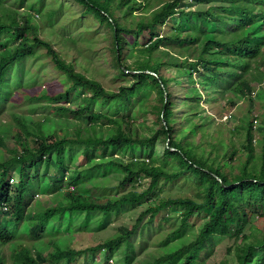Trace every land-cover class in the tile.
Wrapping results in <instances>:
<instances>
[{
	"label": "trees",
	"instance_id": "16d2710c",
	"mask_svg": "<svg viewBox=\"0 0 264 264\" xmlns=\"http://www.w3.org/2000/svg\"><path fill=\"white\" fill-rule=\"evenodd\" d=\"M23 1L0 0V104L22 94L28 62L35 61L33 73L45 78L49 71L41 67L50 62L61 89L43 94L54 104H49L53 115L41 121L19 116L12 101L0 114L8 113L4 125L11 139L0 133V147L8 154L0 152V264H110L113 259L132 264L137 231L168 208L181 210L169 238L179 236L193 216L208 213L194 239L168 245L166 238L160 255L138 264H264V229L249 231L254 216L264 217V86L258 79L260 74L264 80V0H75L84 15L109 27L116 77L122 80L116 89L69 58L64 49L71 38L54 32L56 9L43 14L42 0ZM189 45L195 50L184 52ZM43 55L48 60L39 61ZM182 78L190 84L182 100L186 111L173 118L171 86L181 85ZM152 91L157 102L149 106L144 100ZM26 97L37 98L30 89ZM201 100L214 104L219 115L220 109L236 111L217 117ZM137 101L140 110L133 108ZM152 111L158 125L139 124L142 114ZM127 151L133 155L129 163L123 158ZM78 155L85 163L74 166L71 160ZM44 164L53 169L42 176L38 168ZM108 166L124 172L119 188L144 179L149 185L115 197H94L77 187L96 167ZM186 174L198 189L194 197H161L162 179L173 182ZM63 185L62 202L44 201ZM35 195L38 208L30 206ZM143 200L148 206L135 222L118 225L107 240L86 248L61 244L71 214L100 212L102 221ZM219 237L233 239L228 252L234 261L213 258Z\"/></svg>",
	"mask_w": 264,
	"mask_h": 264
},
{
	"label": "rangeland",
	"instance_id": "374dc122",
	"mask_svg": "<svg viewBox=\"0 0 264 264\" xmlns=\"http://www.w3.org/2000/svg\"><path fill=\"white\" fill-rule=\"evenodd\" d=\"M7 3L18 2V0H5ZM42 12L43 14L48 13L52 9H56V15L53 17L54 23L53 28L54 32L60 33L62 38L69 36L71 40L67 46H65L64 51L69 53V58H75L83 63V65L89 70L90 74H92L96 79L100 80L106 87L116 89L121 83L122 80L117 78V70L114 66L113 52H112V42L110 38V30L109 27L100 23V21L91 16H86L83 14L84 7L78 4L75 0H42ZM27 0H24L22 5H27ZM191 6L194 9L196 5L194 2H191ZM40 16L36 15V19L40 20ZM45 18V17H44ZM178 48V47H177ZM195 50L194 46H186L184 48V52H192ZM132 58H129V62H131ZM39 61L48 60V57L41 56ZM37 60V61H38ZM35 62V61H34ZM34 62H28L25 69L28 74L24 77V86L19 89L21 90L20 96L12 101H7V104H0V114L4 110H9L10 105L14 103L12 107L13 111H15L19 116L26 115L29 120L33 121H41L46 115H53L52 106L49 104H54V102L47 101L46 98L43 97V94L51 91H58L61 89L59 83L54 80L57 79L58 75L55 72V69L52 67L50 62H45V67H41V69H48V77H37L33 73V69L36 68V64L33 65ZM40 63V62H38ZM81 69V68H80ZM264 70V67H262ZM38 70H40L38 68ZM168 73V70H165V73ZM257 73V71H256ZM33 76V77H32ZM195 76V75H194ZM257 76V74H256ZM260 74L258 79L263 81L261 86H264L263 78H260ZM32 77V80H30ZM197 79V77L195 76ZM256 86H259L258 81L254 83ZM193 86L199 87L197 82L193 83ZM190 87V84L182 78L181 85L173 84L171 86L172 96L170 97L171 103L175 102L176 106L171 104V108L173 110V118H180V116L186 111V106L183 105L182 100L186 98V91ZM35 91L36 99H31L27 96L28 90ZM200 89L202 92L205 91L204 87L201 86ZM26 97V98H25ZM13 103H12V102ZM146 105L151 103L156 104V92L152 91L147 99L144 100ZM133 108H141V102L137 101ZM11 103V104H10ZM203 106V109H209L210 114H215L217 117L221 116L222 118L224 114L231 113L236 111V108H231V111L225 113L226 110L220 109L222 112L221 115L217 113L215 105L210 103L207 104L203 100L200 102ZM243 106L246 105L247 101L240 102ZM145 104V103H144ZM45 106V107H44ZM98 110H106L109 109L107 106H97ZM3 112V113H4ZM244 112V110H243ZM255 113H258V109L255 110ZM58 118V116H56ZM69 120H73V117H69ZM10 118L8 113L4 114L2 118H0V133L2 135H6L7 141L10 139V130L6 128L4 125L6 121ZM233 122L236 121V116H233ZM77 121V120H76ZM157 122L158 125V114L155 112H147L146 114H142L139 124H146L147 126H154ZM180 122H182L180 120ZM222 122V121H220ZM156 125V126H157ZM215 127L211 129L212 132L215 133ZM151 131V130H150ZM154 131V130H153ZM149 133V132H148ZM257 133V146H259L260 135ZM200 138V134L196 135L195 139L198 140ZM159 150L162 149V145H158ZM259 148V147H258ZM0 152L3 154H7L3 148L0 147ZM8 155V154H7ZM132 153L127 151L123 156L126 163H129V160L132 157ZM85 157L83 155L75 156L71 160L74 161V166H81L85 163ZM95 168V167H94ZM53 166L51 165H41L38 168L39 175L47 174L52 171ZM93 171L92 176L89 178H84L81 180L77 187L82 188V191H86L88 194L94 197H115L124 191L127 190H138L142 191L146 189L149 185V180L144 179L142 182L137 185L127 184V187L119 188V181L121 180L124 172L118 166H108L107 169H101L96 167ZM37 176V175H36ZM160 186H162L163 193L161 197L168 196H192L194 197L197 192V187L192 179L191 175H184L180 179H177L173 182H167L163 179L160 181ZM67 186H62V191L60 193H55L53 195H49L46 200L52 202H58L64 200L63 192L66 190ZM71 188V186H70ZM73 188V187H72ZM59 194V195H58ZM36 196V195H35ZM38 196V197H37ZM30 203V206L35 203H39V195ZM57 197V198H56ZM58 200V201H57ZM144 202L132 206H124L118 213L111 214L109 217L104 218L101 221V213H75L71 214L70 217L65 221L64 229L61 231L60 242L63 245H70L76 248H86L89 246L96 245L104 240H107L111 234L116 231L118 225H131L135 222L139 214L146 209L148 204ZM208 211H204L198 215L193 216L187 223L186 228L180 233L179 236L176 237H167V235L173 231L180 224V209L168 208L163 211V213L159 214L158 217L151 223L150 226L145 227L143 229H139L138 233L133 238L136 244V252L137 257L136 261L133 260L132 264H135L137 260L148 259L151 255H160L163 250H165V240L168 239L169 244H176L179 240L190 241L195 238L198 228L200 224L206 219ZM264 229V217H253V222L250 224L249 231H254L256 233H260ZM141 231V232H140ZM59 234H56L58 236ZM69 236V240L66 239L65 236ZM164 241V242H163ZM233 245V239H228L224 237L217 238V243L215 244V255L213 258H216L218 262L223 259H230L234 261L236 256L234 253L228 252V247ZM146 247V248H145ZM52 250V248H48L44 251V254H47V251ZM124 249H121L117 252V255L122 256ZM99 260L100 255L96 257ZM89 264L91 261L88 262ZM99 264V263H97ZM110 264H120L116 259H113ZM138 264V262L136 263Z\"/></svg>",
	"mask_w": 264,
	"mask_h": 264
}]
</instances>
